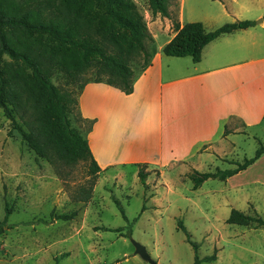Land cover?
I'll use <instances>...</instances> for the list:
<instances>
[{
  "label": "rangeland",
  "instance_id": "rangeland-1",
  "mask_svg": "<svg viewBox=\"0 0 264 264\" xmlns=\"http://www.w3.org/2000/svg\"><path fill=\"white\" fill-rule=\"evenodd\" d=\"M133 1L154 38L147 43L148 52L154 55L174 34L173 21L153 14L148 0ZM180 8L184 23L202 22L209 31L242 20L256 25L259 16H264V0H179L170 6L173 19H178ZM131 64L135 72L142 71L144 55L132 58ZM95 77V69L74 81L61 72L52 77L61 90H72L75 100L70 102V117L74 127L85 131L92 128V121L84 124L79 97L82 85ZM108 141V150H113V132ZM235 141L228 156L196 167L190 164L182 172L177 164L165 169L155 164L103 169L91 201L77 202L72 198L90 178L89 163L64 166L61 171L66 176L61 178L22 140L0 107V221L10 209L8 223L14 224L0 233V264H151L135 253L132 239L143 244L158 264H194L195 250L189 238L198 245L200 258L216 252V260L202 264H264V228L227 223L234 208L264 217V158L249 167L240 184L209 179L194 189L189 177L195 168L215 172L235 167L231 161L242 163L253 157L264 145V119L257 126L246 125ZM141 168L148 173L146 185L140 182ZM74 211L76 217L68 221H40L50 220L53 213ZM180 220L188 234L179 227Z\"/></svg>",
  "mask_w": 264,
  "mask_h": 264
},
{
  "label": "trees",
  "instance_id": "trees-1",
  "mask_svg": "<svg viewBox=\"0 0 264 264\" xmlns=\"http://www.w3.org/2000/svg\"><path fill=\"white\" fill-rule=\"evenodd\" d=\"M153 14L172 19L175 36L164 45L167 56L191 57L195 63L202 59L205 46L223 34L247 29L252 20L226 23L207 30L202 22L181 24L173 19L170 6L179 0H148ZM264 18V17H263ZM147 25L133 0H0V107L12 121L24 142L39 158L47 160L64 179L61 169L79 162L89 163L90 178L73 196L77 202H90L101 171L89 141L70 117L72 90L63 91L52 81L56 72L71 81L82 73L95 69L90 82L105 83L125 94L134 90L135 70L132 58L144 55L142 71L151 64L153 55L147 43L153 42ZM82 92V91H81ZM92 121V126H93ZM264 154L261 145L255 155L244 161H231L233 168L215 172L193 170L190 179L198 189L209 179L227 180L246 170ZM148 173L141 168L140 182L146 185ZM10 209L0 221V233L13 228L8 223ZM123 217L127 216L122 210ZM77 211L52 214L50 220L74 219ZM179 227L188 234L183 221ZM227 223L264 228V217L232 209ZM122 232V228L109 229ZM131 235V229L128 231ZM195 250L194 264L212 262L216 252L200 258L198 245L188 239ZM66 253L57 257H64Z\"/></svg>",
  "mask_w": 264,
  "mask_h": 264
},
{
  "label": "crops",
  "instance_id": "crops-1",
  "mask_svg": "<svg viewBox=\"0 0 264 264\" xmlns=\"http://www.w3.org/2000/svg\"><path fill=\"white\" fill-rule=\"evenodd\" d=\"M259 17L263 21L256 25L210 42L197 63L189 56L163 53L174 31L151 64L135 72L131 94L105 83L86 84L79 97V113L84 124L94 123L88 131L79 128L87 135L101 172L130 164H155L163 169L177 164L182 172L190 164L196 167L228 156L246 125H260L264 119V16ZM178 20L184 24L181 8ZM111 132L116 145L108 150ZM262 158L264 154L253 165ZM249 172L247 168L229 177V183H243Z\"/></svg>",
  "mask_w": 264,
  "mask_h": 264
},
{
  "label": "water",
  "instance_id": "water-1",
  "mask_svg": "<svg viewBox=\"0 0 264 264\" xmlns=\"http://www.w3.org/2000/svg\"><path fill=\"white\" fill-rule=\"evenodd\" d=\"M260 21H263V19H260ZM132 243L135 246V253L140 255L144 260L148 261L151 264H158L149 254L147 248L141 244L140 242L132 239Z\"/></svg>",
  "mask_w": 264,
  "mask_h": 264
}]
</instances>
